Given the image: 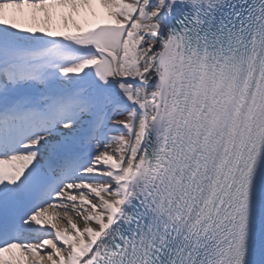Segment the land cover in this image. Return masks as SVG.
Wrapping results in <instances>:
<instances>
[{
  "label": "snow or ice",
  "instance_id": "snow-or-ice-1",
  "mask_svg": "<svg viewBox=\"0 0 264 264\" xmlns=\"http://www.w3.org/2000/svg\"><path fill=\"white\" fill-rule=\"evenodd\" d=\"M0 264H264V0H0Z\"/></svg>",
  "mask_w": 264,
  "mask_h": 264
},
{
  "label": "rangeland",
  "instance_id": "rangeland-1",
  "mask_svg": "<svg viewBox=\"0 0 264 264\" xmlns=\"http://www.w3.org/2000/svg\"><path fill=\"white\" fill-rule=\"evenodd\" d=\"M122 118V117H121Z\"/></svg>",
  "mask_w": 264,
  "mask_h": 264
}]
</instances>
